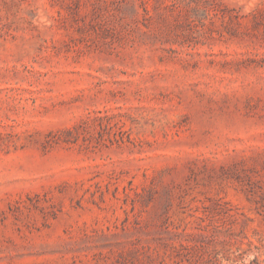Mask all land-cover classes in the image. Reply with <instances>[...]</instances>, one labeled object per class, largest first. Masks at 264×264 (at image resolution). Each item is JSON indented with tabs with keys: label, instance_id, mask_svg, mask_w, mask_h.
Wrapping results in <instances>:
<instances>
[{
	"label": "rangeland",
	"instance_id": "rangeland-1",
	"mask_svg": "<svg viewBox=\"0 0 264 264\" xmlns=\"http://www.w3.org/2000/svg\"><path fill=\"white\" fill-rule=\"evenodd\" d=\"M0 264H264V0H0Z\"/></svg>",
	"mask_w": 264,
	"mask_h": 264
}]
</instances>
